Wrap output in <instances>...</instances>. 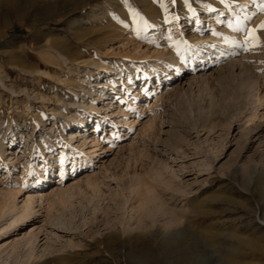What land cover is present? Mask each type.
<instances>
[{
	"label": "rangeland",
	"instance_id": "obj_1",
	"mask_svg": "<svg viewBox=\"0 0 264 264\" xmlns=\"http://www.w3.org/2000/svg\"><path fill=\"white\" fill-rule=\"evenodd\" d=\"M17 1L24 12L14 10ZM188 2L194 14L183 0H0V141L5 148L0 189H17L25 196L45 179L52 182L46 193L75 188L68 202L47 214L39 210L40 216L17 235L9 237L6 231L0 237V260L8 253L7 263L13 264L19 249L16 253L11 247L27 238L33 248L23 250L42 256L35 259L40 262L51 252L48 264H98L106 250L96 241H106L109 252L116 253L118 241L108 234L130 228L141 215L134 210L145 192L137 184L140 178L177 214L173 221L154 214L139 230L152 231L156 242L174 236L169 246L177 253L165 258L164 250H152L136 259L139 264H224L229 259L264 264V226L259 224L264 219V29H257L260 44L246 51L233 43L245 34L228 27L237 19L244 27H256L264 21V0ZM145 21L151 25L147 30ZM200 37L206 38L204 50ZM173 41L187 43L179 45L178 53ZM61 42L96 67L80 62L76 71L64 65L57 55ZM169 50L180 68L166 61L154 67ZM204 52L210 55L202 57ZM207 65L205 76L196 72ZM84 71H90L89 77ZM98 72L109 83L115 79L117 93L107 81L100 86ZM249 80L257 83L259 103L237 89ZM166 84L176 86L169 97L162 92ZM158 95L159 105L152 106ZM90 102L98 114L84 109ZM105 113L111 116L106 123ZM80 119H87V126L80 128ZM130 121L136 122L133 127L125 123ZM82 129L80 135L88 138L83 149L89 150L95 138L98 156L85 158L75 148L81 136L68 144L70 132ZM15 156L19 165L12 168ZM156 170L164 179L173 178L168 188L154 178ZM93 175L102 182L98 193L80 182ZM218 217L224 223L213 227L220 235L211 238L206 227ZM249 242L258 248H248Z\"/></svg>",
	"mask_w": 264,
	"mask_h": 264
},
{
	"label": "bare ground",
	"instance_id": "obj_2",
	"mask_svg": "<svg viewBox=\"0 0 264 264\" xmlns=\"http://www.w3.org/2000/svg\"><path fill=\"white\" fill-rule=\"evenodd\" d=\"M16 3H18V4L15 5L14 10L17 13L24 12L25 10H24V8H20L19 2L17 1ZM80 3H81V0H77V4H80ZM81 6H83V4H81ZM221 11H222V9H221ZM78 22H79V24H82L81 19L78 20ZM223 31L228 32L226 29H222V32ZM229 35L231 36L232 39H234V38L240 39V36L236 35L234 32H229ZM111 40L112 39H110L108 41H111ZM205 40H206V38H203V37L197 38V41L200 42L201 46H199V48L201 50H204V48L206 47V46H202V45H204V42H206ZM60 46L61 47H60L59 51L57 52V55L61 59V61L64 65H72V67L75 68L76 71L78 68V64L80 62L86 63V64L90 63L92 66L96 67V64H94L93 61H90L89 59L84 58L83 55H77V54L75 55V53L71 52V48H69L68 43L61 42ZM205 55H210V54L209 53L206 54L204 52L202 57H205ZM215 56H217V55H215ZM162 61H166L168 64H170L172 66H176L177 68L178 67L180 68V66H178L177 56L171 50H169L168 52L161 55L160 58H158L157 63L154 64L153 66L158 67L159 63H161ZM73 62H77V63L73 64ZM233 62H234V59L230 60L229 61L230 65L233 64ZM223 65L224 64H221L220 66H223ZM123 66H125L128 69V66L126 64H123ZM208 67H209V65H207V67H201V68L197 69L196 72H199L201 76H205V71L208 69ZM89 72L90 71H84L86 78L89 77L88 76ZM97 74H98L97 75V79H98L97 81L101 80V82H103V84L100 85L101 87L105 86L106 81H107V83H109L110 79L103 80V78H107V76H102L99 72ZM143 74H144V76H151V72H149V71H145ZM167 74L172 75V73H170V72H168ZM158 77H159V75H158ZM163 77H165V76L162 75V78ZM100 78H102V79H100ZM147 79H149V78H147ZM86 80H88V79H86ZM114 80H112L109 84L111 85L112 93L114 92V94H115L117 92H116V86H115L116 82ZM96 87H98V86H96ZM237 89L238 90H242V89L246 90L247 96L250 97V95H251V97H254L255 98L254 101L256 103H259L262 99V96H260L258 91H257L258 87H257V83L255 81L251 80L250 82H248L246 84L243 83L241 86L237 87ZM175 90H176V86L173 87V84H166V86L164 85L162 92L166 97H169L171 95V93L174 92ZM162 92H161V94H162ZM243 93H244V91H243ZM254 93H255V95H253ZM104 94H105V92H104ZM104 94H102V96L106 97V100H107V98H109L108 97L109 95L108 94L104 95ZM134 95L136 96V93H134ZM160 96L158 95L154 98V102H153L152 106L159 105L157 101H158V98ZM102 104L110 105V102L104 101ZM110 107H111V105H110ZM84 109L89 110V111H94L96 114H98V108L92 102H90L88 107L84 106ZM155 111H156V109H155ZM110 113L112 115V112H110ZM124 113L125 112L122 111L123 116H124ZM75 116H76L75 114L72 115V117H74V118H75ZM110 117L111 116H108V113H105V115H104V117H102V119H104V122L106 123L107 121L105 119H109ZM100 119H97L95 122L96 128L98 126ZM87 121H88L87 119L78 120V124L80 125V128L87 126V124H88ZM108 122H111V124L116 125L117 123H119V120H117V121L111 120ZM125 123H127L128 126L133 127V125L136 122L130 121V122H125ZM147 126L148 125H146V127ZM151 127H152V125L149 124L148 128L150 129ZM63 128L66 130L65 126ZM145 129H147V128H145ZM81 131H83V129L79 130V133H76V131L70 132L71 134L67 136L68 144L70 145V143H72V141L75 140L77 136H79V137L81 136L80 138H82V139H81V141L79 140L80 142L77 145H75L76 146L75 148L78 150L82 149L81 152L83 153V156L85 158L91 159V157L98 156V154H96V152L100 151L101 149L99 148V143H98L97 139L94 138V139L89 140V144H90L89 148L90 149L85 151L83 148L86 145V143H87L86 141L88 140V138L86 136L82 137L83 135H80ZM62 135H64V134H62ZM4 153H5L4 144L0 141V158ZM13 159L14 160L12 161V163L11 164L9 163V164L12 166V168H15L17 165H19V160L17 159L16 156ZM10 160H12V158L7 159L8 162H10ZM6 170H9V169L7 168ZM152 174L154 175V178L158 179L164 185L165 188H168L170 183L173 182L172 181L173 178H165V179L162 178V173H160L157 170L153 171ZM93 176L95 177V175H93ZM174 176H176V174H174L173 177ZM143 180L140 178L138 180H136L138 185L144 187L145 192H143L142 196L140 197L139 205L137 207H135V209H134L136 212H140L141 215H139L137 217V220L135 221V223L132 226L130 224V228L124 227V228H121L122 230L118 229L117 231H114V232L108 234L109 238H113L114 241H118L117 244H115V246H114V251L116 253L109 252L108 244L106 241H105L104 245L101 243L100 240L96 241L97 246L105 248V250H106L105 253H107V254H105L104 252L102 253V254H104V256L103 255L101 256L98 264H139V261L136 260L137 258L140 259L141 257H145L146 255H149L152 252V250L156 251L157 249L158 250L162 249L165 251L164 253L167 255L165 258H167L168 256L172 257L177 253L174 249H171L172 246H169L170 245L169 244L170 238L174 237V236L169 235L168 237H164L159 242H156L157 241L156 235L152 231L139 230L140 227H142L145 219L154 216V214L161 213L162 215L167 216L168 219L171 221H173L176 218V214H177L176 209H168L164 203H161L159 194L155 193L153 191V188L151 186H149L146 183V181L143 182ZM80 182L84 184L85 190H87V191L89 190L92 193H98L101 190L100 185H102V182H100V179L97 177H95V178L86 177L84 180H82ZM51 183H52L51 180L45 179V181H43L42 184L40 183L38 185V187H36V190H34L32 193H27L25 196L23 194L21 195L20 190H17V189H13V188L12 189H0V224L2 223L0 225V237L4 236L6 231L11 233L9 237L17 235L16 231L19 228H21L22 226H27L30 222H34L37 219V217L40 216L39 210H43V212H45L47 214L56 205H64L66 202H68L67 199H69L70 196L72 195V192L75 189L74 186H72L66 190L62 189L61 188L62 186H60V187H57L55 189H50V191L48 193H46L45 189H49L50 188L49 184H51ZM78 190L80 191L81 187H79ZM181 195L183 196L184 193ZM21 197H22V199H20V201H17L18 198H21ZM150 204H152V207H149ZM219 217L217 218V220H215L213 223L209 224L206 227V229H207L206 231L209 233L211 238H215V237H218L220 235V233L218 231H212L213 227H215L216 225H218L220 223H224L223 220H220L221 218H219ZM187 218L185 219L186 221L184 223L189 221V220H187ZM254 218H255V220H258L256 212L254 213ZM259 224L264 226V219H262V221H259ZM184 225H182V226L184 227ZM186 225H188V224L186 223ZM186 225H185V228H188ZM121 232H122V235H119V233H121ZM263 232H264V228H263ZM158 233L159 232H157V234ZM22 242L19 243V245L12 246L11 247L12 252L17 253V250L19 249V253H20L21 252L20 250L21 249L23 250V247L26 248L27 246L28 247L26 248V250H30V251L32 250L33 245L32 244L29 245V240L27 238ZM125 243H130V245L125 246ZM246 246L248 248H258V245L255 242H249L246 244ZM3 250H4V248L1 249L0 253ZM19 253H18L19 256H18L17 260L13 264H48V260L53 258V256H51V252H46V254L49 256V258L40 262L39 260H35V259L41 258L42 256H39V257H38V255L34 256L32 253H30V252L26 253L24 250L22 251V254H19ZM4 256H5V259L4 260L1 259L0 264H9V263H7V260L10 258V255H8V253H5ZM123 257H128V258L130 257V258H133L134 260L131 262V261H129L128 258L124 259ZM57 258H59V257H57ZM61 258L62 257H60L59 259H61ZM165 258H164V260H166ZM169 264H170V262H169ZM210 264H218V263H215V261H214V262H211ZM224 264H238V262H235V261H232L229 259V260H226L224 262Z\"/></svg>",
	"mask_w": 264,
	"mask_h": 264
},
{
	"label": "snow or ice",
	"instance_id": "obj_3",
	"mask_svg": "<svg viewBox=\"0 0 264 264\" xmlns=\"http://www.w3.org/2000/svg\"><path fill=\"white\" fill-rule=\"evenodd\" d=\"M177 2V0H172V3L175 4ZM221 2H223V0H221ZM183 3L185 6L188 7V10L190 12H193L194 14V9L191 8V6L189 5L188 0H183ZM162 7H164L165 12L167 13V7L164 6L163 4L161 5ZM262 10H264V5L261 6ZM133 19L134 22L136 21L137 17L136 14L133 13ZM246 20H250L251 17H245ZM164 22L168 23L169 22V16L166 14L164 17ZM151 27V25L148 24L147 21L144 22V30H147V28ZM229 28H234L236 31L244 33V37L242 41H233V43L238 44V46L244 48L246 51L249 50L252 47L258 46L260 44V37L257 35V29H264V21H261L258 25H256V27H244L241 23V21L239 19H237L236 23H229L228 24ZM135 31L137 32V35L139 34L140 29L137 28L135 29ZM219 33H214V35H218ZM167 39L169 41H172V37L169 35L167 37ZM181 43L186 44L187 41H173V47L176 48V51L179 53L180 52V47L179 45ZM63 162V161H61Z\"/></svg>",
	"mask_w": 264,
	"mask_h": 264
}]
</instances>
